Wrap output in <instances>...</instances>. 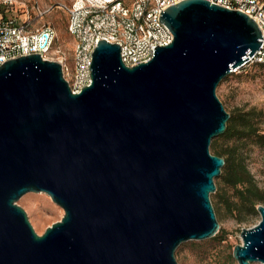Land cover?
Masks as SVG:
<instances>
[{
	"label": "water",
	"instance_id": "1",
	"mask_svg": "<svg viewBox=\"0 0 264 264\" xmlns=\"http://www.w3.org/2000/svg\"><path fill=\"white\" fill-rule=\"evenodd\" d=\"M160 19L172 43L129 67L120 45L101 40L79 93L40 53L0 66V264H179L182 243L218 233L211 194L226 161L210 147L231 114L217 87L264 38L248 14L209 0ZM28 192L64 209L43 234L18 204ZM257 210L238 264H264Z\"/></svg>",
	"mask_w": 264,
	"mask_h": 264
},
{
	"label": "built area",
	"instance_id": "2",
	"mask_svg": "<svg viewBox=\"0 0 264 264\" xmlns=\"http://www.w3.org/2000/svg\"><path fill=\"white\" fill-rule=\"evenodd\" d=\"M182 1L70 0L43 8L37 2L30 6L27 1L0 0V5L6 7L0 14V66L11 59L40 53L44 60L62 64L72 91L79 93L93 81L91 66L98 42L107 40L120 45L123 62L129 67L148 62L157 47L174 40V34L161 22V12ZM209 1L248 14L257 22L264 38V0ZM19 4L22 12L14 11ZM55 8L67 15L66 29L73 37L70 57L59 47L53 50L56 28L37 23ZM16 12L17 15H6ZM248 62L264 64V43Z\"/></svg>",
	"mask_w": 264,
	"mask_h": 264
},
{
	"label": "rangeland",
	"instance_id": "3",
	"mask_svg": "<svg viewBox=\"0 0 264 264\" xmlns=\"http://www.w3.org/2000/svg\"><path fill=\"white\" fill-rule=\"evenodd\" d=\"M27 1L31 6L37 2L41 7L57 6L70 0H19ZM22 5L14 6V11L22 12ZM5 6L0 5V14ZM18 13H6L7 16ZM67 15L55 8L44 15L38 24H51L56 28L57 37L53 50L58 47L70 57L73 49V37L66 29ZM217 94L226 110L234 114L237 120V135L228 138L215 137L211 152L244 164L250 171L256 186L264 191V65L248 62L226 76L217 87ZM218 190L211 194L221 232L204 240H190L182 243L176 250L179 264H238L233 256L234 247L242 243L241 230L258 224L261 215L257 206L264 205V197L256 201L255 209L251 205H242L233 186L225 183L224 178H215ZM236 202L240 211L232 212L228 204ZM29 219L39 234L53 223L61 220L64 209L55 203L45 192H28L19 200ZM252 264H262L254 261Z\"/></svg>",
	"mask_w": 264,
	"mask_h": 264
},
{
	"label": "trees",
	"instance_id": "4",
	"mask_svg": "<svg viewBox=\"0 0 264 264\" xmlns=\"http://www.w3.org/2000/svg\"><path fill=\"white\" fill-rule=\"evenodd\" d=\"M262 64V63H257ZM264 65V64H263ZM231 117L227 122V128L223 136L232 138L236 136L237 131V120L234 114L230 113ZM264 139V135L263 138ZM214 141V140H213ZM212 141V143H213ZM216 155L222 156L220 153L216 152ZM225 165L222 168L221 177L224 178L225 183L234 187L236 195L241 201L242 205H251L254 209L256 206V201L263 199L264 191L260 190L253 181V177L247 167L240 162H233L232 159L225 157ZM218 190V188H217ZM228 208L234 211H240V207L236 202H231L228 204ZM221 230L214 236L216 237Z\"/></svg>",
	"mask_w": 264,
	"mask_h": 264
},
{
	"label": "bare ground",
	"instance_id": "5",
	"mask_svg": "<svg viewBox=\"0 0 264 264\" xmlns=\"http://www.w3.org/2000/svg\"><path fill=\"white\" fill-rule=\"evenodd\" d=\"M252 264V263H251Z\"/></svg>",
	"mask_w": 264,
	"mask_h": 264
}]
</instances>
